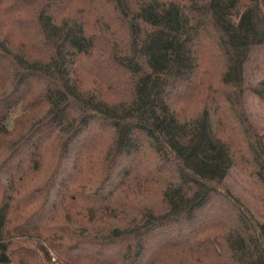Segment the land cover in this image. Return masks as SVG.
<instances>
[{
  "label": "trees",
  "instance_id": "16d2710c",
  "mask_svg": "<svg viewBox=\"0 0 264 264\" xmlns=\"http://www.w3.org/2000/svg\"><path fill=\"white\" fill-rule=\"evenodd\" d=\"M264 0H0V264H264Z\"/></svg>",
  "mask_w": 264,
  "mask_h": 264
},
{
  "label": "rangeland",
  "instance_id": "374dc122",
  "mask_svg": "<svg viewBox=\"0 0 264 264\" xmlns=\"http://www.w3.org/2000/svg\"><path fill=\"white\" fill-rule=\"evenodd\" d=\"M247 72L250 74L249 76L264 78V65L262 63L249 64ZM245 107L258 133L264 139V101L248 93L245 98ZM227 182L237 193L242 195L252 208L264 209V199H261V194L253 186V181L246 171L238 167L232 168Z\"/></svg>",
  "mask_w": 264,
  "mask_h": 264
}]
</instances>
